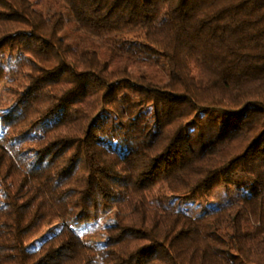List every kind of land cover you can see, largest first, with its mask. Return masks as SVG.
<instances>
[{
    "label": "trees",
    "instance_id": "16d2710c",
    "mask_svg": "<svg viewBox=\"0 0 264 264\" xmlns=\"http://www.w3.org/2000/svg\"><path fill=\"white\" fill-rule=\"evenodd\" d=\"M16 52L1 123L35 142L27 168L0 143V264H264V0H0Z\"/></svg>",
    "mask_w": 264,
    "mask_h": 264
},
{
    "label": "rangeland",
    "instance_id": "374dc122",
    "mask_svg": "<svg viewBox=\"0 0 264 264\" xmlns=\"http://www.w3.org/2000/svg\"><path fill=\"white\" fill-rule=\"evenodd\" d=\"M0 61L6 68V78L0 83V143L2 142L4 145L11 144L10 148L12 149L13 155L22 167L27 168L33 162V154H28L35 142L34 138L31 137L33 133L28 134L25 130H21L16 136H13L10 134L9 129L2 125L1 117L6 112L18 109L22 103L24 92L29 83L28 74L31 69V64L25 59L22 53L17 52L2 55ZM50 116H53V114ZM51 119L48 115L43 123L46 124ZM220 191L223 192L222 190ZM220 191L214 196L211 201L212 203H216L222 199ZM219 205L220 203L210 206L207 203L204 205L203 210L216 208ZM110 221V218L103 216L91 224L79 227L78 231L86 242L94 245L98 241L105 239L104 227ZM57 227L58 225L55 224L53 227L45 229L39 236L32 240L30 247H36L44 237L54 232ZM88 264H97L96 253L91 255Z\"/></svg>",
    "mask_w": 264,
    "mask_h": 264
}]
</instances>
